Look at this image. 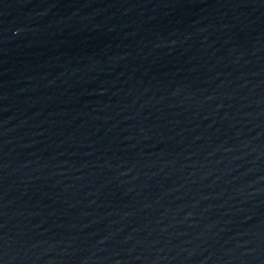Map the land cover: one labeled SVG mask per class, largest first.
<instances>
[{
    "label": "water",
    "instance_id": "95a60500",
    "mask_svg": "<svg viewBox=\"0 0 264 264\" xmlns=\"http://www.w3.org/2000/svg\"><path fill=\"white\" fill-rule=\"evenodd\" d=\"M205 0H0V264H220Z\"/></svg>",
    "mask_w": 264,
    "mask_h": 264
}]
</instances>
